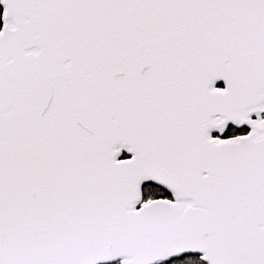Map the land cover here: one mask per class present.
Segmentation results:
<instances>
[{
	"label": "snow or ice",
	"instance_id": "snow-or-ice-1",
	"mask_svg": "<svg viewBox=\"0 0 264 264\" xmlns=\"http://www.w3.org/2000/svg\"><path fill=\"white\" fill-rule=\"evenodd\" d=\"M0 264H264V0H0Z\"/></svg>",
	"mask_w": 264,
	"mask_h": 264
}]
</instances>
